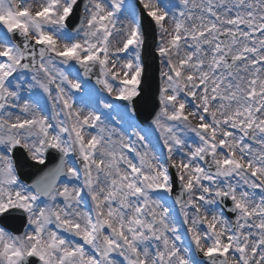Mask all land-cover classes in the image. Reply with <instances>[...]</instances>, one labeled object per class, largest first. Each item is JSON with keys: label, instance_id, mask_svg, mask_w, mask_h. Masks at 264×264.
<instances>
[{"label": "snow or ice", "instance_id": "obj_1", "mask_svg": "<svg viewBox=\"0 0 264 264\" xmlns=\"http://www.w3.org/2000/svg\"><path fill=\"white\" fill-rule=\"evenodd\" d=\"M78 8L0 0V264H264V0H83L70 26ZM145 16L163 67L140 128ZM93 79L125 130L77 97ZM20 150L55 163L24 183Z\"/></svg>", "mask_w": 264, "mask_h": 264}, {"label": "water", "instance_id": "obj_2", "mask_svg": "<svg viewBox=\"0 0 264 264\" xmlns=\"http://www.w3.org/2000/svg\"><path fill=\"white\" fill-rule=\"evenodd\" d=\"M82 3L81 8L76 9V15L73 16L70 26H75L78 23L77 17L82 10ZM143 22L147 31L145 45L142 50V59L145 65L144 82L141 85L142 94L136 98L134 106L137 109L135 116L139 123L144 127H150L151 116L154 115L155 110L158 108L159 67L158 57L154 51L156 45L155 26L146 16ZM15 159L22 181L29 184L41 175L45 167H51L55 163V160H49L46 166H38L30 163L22 150L16 153ZM179 193V188L175 184L174 194L177 196ZM7 227L10 231L19 230L22 232V221L19 219H10L7 221Z\"/></svg>", "mask_w": 264, "mask_h": 264}, {"label": "rangeland", "instance_id": "obj_3", "mask_svg": "<svg viewBox=\"0 0 264 264\" xmlns=\"http://www.w3.org/2000/svg\"><path fill=\"white\" fill-rule=\"evenodd\" d=\"M31 2L34 4V6H36L39 2V0H31ZM127 2L132 3V0H127ZM163 67V65L161 64V68ZM86 95L83 96V93L77 92L76 95L77 97H84L83 100V106L86 109H92V110H99L103 116H107L108 119L106 120V123L109 124L110 126L113 127H117L120 128L122 131L125 130L126 127V120H127V116L125 115V111L124 109H113L109 112V110L106 109H102L101 105H100V101L103 100L105 102H109V103H113L114 105L116 100H114L112 97H110L106 92L104 91H99L93 87H91L90 85L86 84ZM123 117V119H122ZM195 122V121H194ZM132 129L131 128H127L126 129V135L131 134ZM157 137L158 134L153 131L151 139L153 140V142H158L157 141ZM133 139H135V137H132ZM176 171V170H175ZM167 202L169 203V196L167 198ZM173 213L176 215L177 220L180 221L182 223V217L180 216V209H172ZM181 233L185 234V238L187 239V234H186V227L185 226H181L180 229Z\"/></svg>", "mask_w": 264, "mask_h": 264}]
</instances>
